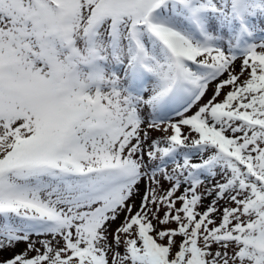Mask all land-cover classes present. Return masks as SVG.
Segmentation results:
<instances>
[{
  "label": "snow or ice",
  "instance_id": "1",
  "mask_svg": "<svg viewBox=\"0 0 264 264\" xmlns=\"http://www.w3.org/2000/svg\"><path fill=\"white\" fill-rule=\"evenodd\" d=\"M20 243L0 264H264V0H0Z\"/></svg>",
  "mask_w": 264,
  "mask_h": 264
},
{
  "label": "rangeland",
  "instance_id": "2",
  "mask_svg": "<svg viewBox=\"0 0 264 264\" xmlns=\"http://www.w3.org/2000/svg\"><path fill=\"white\" fill-rule=\"evenodd\" d=\"M237 67H239V61H237ZM210 95V93H209ZM205 99H207V97H205ZM153 137H155L156 135H158V133H152ZM141 188H143V186L141 185ZM137 203H139V200L137 198ZM25 248V244L23 243H20L19 245H17V247L14 249V250H11V251H4L3 253H0V257H3V258H8L10 257L13 252H20L22 251L23 249Z\"/></svg>",
  "mask_w": 264,
  "mask_h": 264
},
{
  "label": "bare ground",
  "instance_id": "3",
  "mask_svg": "<svg viewBox=\"0 0 264 264\" xmlns=\"http://www.w3.org/2000/svg\"><path fill=\"white\" fill-rule=\"evenodd\" d=\"M239 69V67H237Z\"/></svg>",
  "mask_w": 264,
  "mask_h": 264
}]
</instances>
